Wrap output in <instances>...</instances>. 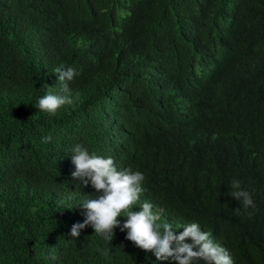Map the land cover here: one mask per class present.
Masks as SVG:
<instances>
[{
	"label": "trees",
	"instance_id": "obj_1",
	"mask_svg": "<svg viewBox=\"0 0 264 264\" xmlns=\"http://www.w3.org/2000/svg\"><path fill=\"white\" fill-rule=\"evenodd\" d=\"M61 65L72 103L40 112ZM76 145L144 175L133 211L264 264V0H0V264H171L125 238L124 212L111 242L71 237L103 194L73 180Z\"/></svg>",
	"mask_w": 264,
	"mask_h": 264
},
{
	"label": "clouds",
	"instance_id": "obj_2",
	"mask_svg": "<svg viewBox=\"0 0 264 264\" xmlns=\"http://www.w3.org/2000/svg\"><path fill=\"white\" fill-rule=\"evenodd\" d=\"M54 73L58 75L60 91L64 95L49 92L35 105L40 112L53 115L60 107L72 103L69 82L77 75L73 68L65 69L63 65L57 67ZM45 139L46 142L51 141V137ZM71 151V160L75 165V171L71 173L73 180L85 187L90 183L97 192L103 193L98 198L79 203L87 210L86 219L71 227V237H78L81 229L91 225L94 234L111 242L113 230L120 226L118 217L124 212L127 220L121 231L127 230L125 238L142 250L154 252L157 260L170 261L171 264H199L200 261L205 264H233L228 251L214 243L209 233L201 231L197 223L184 226L183 231L176 234L172 224L157 222L159 217L153 213L149 202L140 205V211H133V205L137 204L143 192L145 177L141 172L118 171L112 158L90 154L81 145H76ZM229 189V194L244 209L255 207L251 194L242 189L240 181H232ZM189 239L191 243L186 242ZM51 258L56 259L54 254Z\"/></svg>",
	"mask_w": 264,
	"mask_h": 264
},
{
	"label": "water",
	"instance_id": "obj_3",
	"mask_svg": "<svg viewBox=\"0 0 264 264\" xmlns=\"http://www.w3.org/2000/svg\"><path fill=\"white\" fill-rule=\"evenodd\" d=\"M28 245L30 246V243Z\"/></svg>",
	"mask_w": 264,
	"mask_h": 264
}]
</instances>
